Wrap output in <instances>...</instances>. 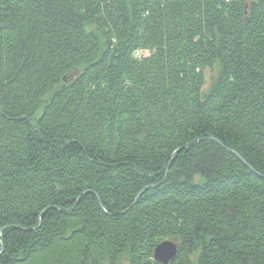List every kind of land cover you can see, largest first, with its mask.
I'll list each match as a JSON object with an SVG mask.
<instances>
[{
  "label": "trees",
  "instance_id": "16d2710c",
  "mask_svg": "<svg viewBox=\"0 0 264 264\" xmlns=\"http://www.w3.org/2000/svg\"><path fill=\"white\" fill-rule=\"evenodd\" d=\"M171 239L264 264V0H0V264Z\"/></svg>",
  "mask_w": 264,
  "mask_h": 264
},
{
  "label": "water",
  "instance_id": "95a60500",
  "mask_svg": "<svg viewBox=\"0 0 264 264\" xmlns=\"http://www.w3.org/2000/svg\"><path fill=\"white\" fill-rule=\"evenodd\" d=\"M183 148H185V147H183ZM179 150H181V149H179ZM179 150H177L176 152H174L172 154L173 158H175L177 156V152ZM238 156L242 161H244V159H242V157L240 155H238ZM244 163L249 165V163H247L246 161H244ZM177 252H178V243L171 239V240L161 241L160 244L155 248L153 254H154V258L157 262L162 263V264H171L172 261L178 255Z\"/></svg>",
  "mask_w": 264,
  "mask_h": 264
},
{
  "label": "rangeland",
  "instance_id": "374dc122",
  "mask_svg": "<svg viewBox=\"0 0 264 264\" xmlns=\"http://www.w3.org/2000/svg\"><path fill=\"white\" fill-rule=\"evenodd\" d=\"M143 52L145 51V50H142ZM145 53H149V51H145ZM217 75V69H213V68H206V78H207V80H206V83H205V85H204V89L207 91L208 90V88L213 84V82H214V77ZM179 149H181L182 150V148H178L177 150H179ZM177 150H175L174 152H176ZM181 150H179L177 153H179ZM173 152V153H174ZM172 153V154H173ZM202 177V176H201ZM119 264H129V261H127L126 259H124V260H122Z\"/></svg>",
  "mask_w": 264,
  "mask_h": 264
},
{
  "label": "built area",
  "instance_id": "2783aa9c",
  "mask_svg": "<svg viewBox=\"0 0 264 264\" xmlns=\"http://www.w3.org/2000/svg\"><path fill=\"white\" fill-rule=\"evenodd\" d=\"M144 54H145V52H143L142 50H140V51H138L136 53V56L141 58V56H143Z\"/></svg>",
  "mask_w": 264,
  "mask_h": 264
},
{
  "label": "bare ground",
  "instance_id": "6f19581e",
  "mask_svg": "<svg viewBox=\"0 0 264 264\" xmlns=\"http://www.w3.org/2000/svg\"><path fill=\"white\" fill-rule=\"evenodd\" d=\"M239 157V156H238ZM242 159H244V158H242ZM245 161V160H244ZM244 161H242V162H244Z\"/></svg>",
  "mask_w": 264,
  "mask_h": 264
}]
</instances>
